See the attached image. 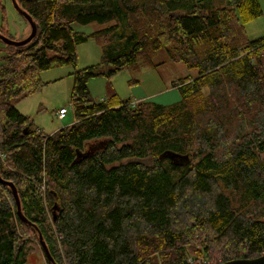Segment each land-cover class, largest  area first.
Listing matches in <instances>:
<instances>
[{"label":"trees","instance_id":"16d2710c","mask_svg":"<svg viewBox=\"0 0 264 264\" xmlns=\"http://www.w3.org/2000/svg\"><path fill=\"white\" fill-rule=\"evenodd\" d=\"M16 2L36 34L20 47L0 41V178L31 225L0 184V264H26L39 236L47 264L263 256L264 37L250 41L244 28L261 15L259 1ZM0 10V34L14 40ZM76 24L104 28L87 35ZM90 38L100 62L77 69L76 48ZM162 50L197 74L174 85L178 102L91 100L90 78L152 67ZM64 65L74 68V122L48 135L11 103ZM91 141L99 146L83 150Z\"/></svg>","mask_w":264,"mask_h":264},{"label":"rangeland","instance_id":"374dc122","mask_svg":"<svg viewBox=\"0 0 264 264\" xmlns=\"http://www.w3.org/2000/svg\"><path fill=\"white\" fill-rule=\"evenodd\" d=\"M258 1L262 11L261 15L244 26L247 38L250 41L264 37V0ZM0 5L3 7L5 18H7L8 28L14 31L12 26L9 25V12L12 11L19 19H21L20 15L14 9L11 0H0ZM21 21L28 27V36L30 26L26 21ZM3 22L0 10V26ZM72 27L75 31L87 35L104 28L97 24L85 26L76 24ZM76 54L77 69L97 66L101 59V49L91 38L86 43L77 46ZM48 55L50 56L51 53ZM1 56L2 53L0 52V64ZM153 63L152 67H145L139 72L126 67L109 79L104 76L90 78L87 88L91 100L94 103L108 102L109 97L116 94L121 100L131 102L148 101L163 106L178 102L180 93L174 85L186 77H196V72L186 69L182 63H172L167 60L164 50L158 52L153 58ZM67 70L73 72L74 68L70 65H64L42 72L40 76L45 85L40 90L26 98L12 101V107L29 118L32 129L51 135L60 128L67 127L74 122L73 110L70 105L73 80L68 75ZM101 72L105 73V68ZM130 81H136V83ZM60 108H66L67 110L64 119H59L56 116V112ZM97 146H99L98 141H91L85 145L83 150H93ZM40 247H37V250L28 255L26 264H47Z\"/></svg>","mask_w":264,"mask_h":264},{"label":"water","instance_id":"95a60500","mask_svg":"<svg viewBox=\"0 0 264 264\" xmlns=\"http://www.w3.org/2000/svg\"><path fill=\"white\" fill-rule=\"evenodd\" d=\"M11 2H12L14 9L17 11V13L19 15H21L26 20V22L29 24L30 33L25 39H22V40L8 39L7 37L0 34V41L4 45H8V46H12V47H20V46H24L25 44L29 43L34 38V36L36 34V26H35V23L33 22V20L31 19V17L26 12H24L23 10H21L19 8L16 0H11ZM0 184L5 185V186L10 188L12 197H13L14 202L16 204L17 215L20 218V220L26 224L31 225V223L22 215V213L20 211V204L18 201V197H17V193H16L14 185L10 182L2 181L1 178H0ZM39 241H40V246L42 248V251H43L45 257L52 263V258L50 257V255L47 251V248H46L44 242L42 241L41 236H39ZM222 264H264V255L257 257V258H254V259H234V260L224 262Z\"/></svg>","mask_w":264,"mask_h":264},{"label":"crops","instance_id":"0c3cea01","mask_svg":"<svg viewBox=\"0 0 264 264\" xmlns=\"http://www.w3.org/2000/svg\"><path fill=\"white\" fill-rule=\"evenodd\" d=\"M9 15H10L9 25H11L12 28L14 29V31H11L10 30L11 28L10 29L8 28V32L10 33V36L14 38V40H20V39L22 40L23 38H25V36H27L28 27L21 21L23 19L22 18L19 19L12 11L9 12ZM70 71L67 70L68 75L72 73Z\"/></svg>","mask_w":264,"mask_h":264},{"label":"built area","instance_id":"2783aa9c","mask_svg":"<svg viewBox=\"0 0 264 264\" xmlns=\"http://www.w3.org/2000/svg\"><path fill=\"white\" fill-rule=\"evenodd\" d=\"M66 113H67L66 108H60L56 112V116H57V118L62 119L65 117ZM185 263L186 264H212V263L208 262V260H206V259H199L198 260V259H194L192 257L187 258Z\"/></svg>","mask_w":264,"mask_h":264}]
</instances>
